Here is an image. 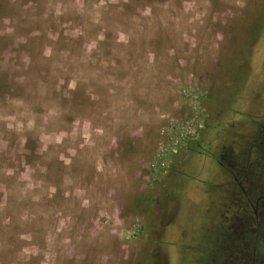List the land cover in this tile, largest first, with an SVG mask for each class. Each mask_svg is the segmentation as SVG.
Masks as SVG:
<instances>
[{
    "label": "rangeland",
    "instance_id": "obj_1",
    "mask_svg": "<svg viewBox=\"0 0 264 264\" xmlns=\"http://www.w3.org/2000/svg\"><path fill=\"white\" fill-rule=\"evenodd\" d=\"M259 134L264 0H0V264H264Z\"/></svg>",
    "mask_w": 264,
    "mask_h": 264
},
{
    "label": "flooded vegetation",
    "instance_id": "obj_2",
    "mask_svg": "<svg viewBox=\"0 0 264 264\" xmlns=\"http://www.w3.org/2000/svg\"><path fill=\"white\" fill-rule=\"evenodd\" d=\"M208 121V120H207ZM203 132L208 129V124L206 122V124L204 125L203 128ZM263 128H261L262 130ZM203 133L199 134L201 135V137H203L204 135H202ZM262 134V133H261ZM259 134V139L258 142L252 145L251 149H256L258 151L261 156L264 157V141L262 139V135ZM220 155L217 159V163L220 164L221 166H223V164H227V167H225L228 172L230 173L231 179L233 182V186H232V192H234V190L239 189L241 191V194L244 195L245 200L247 201L248 205L251 206V208L253 209V213L252 216L250 215L248 219H245L242 221V223L246 222L247 225L249 226H253L254 228L250 229L251 231H254V237L253 240L249 239V237H246L244 235H239V233L236 230V226L234 224L230 225V227L228 228L229 230L224 231L223 234H225L224 239H218L220 241H223L222 243H227V244H232L235 245L236 243L238 244V242L240 243V241H246V239H248L249 241H252L255 244H257V240H256V228H257V220L259 221V212L258 210V205L260 203H264V197L263 196H257V194L260 192H262V187L264 185V158L262 159L263 161H260V157L259 159L256 160V163L254 164H250L247 163V165L242 168L240 170L239 168V164L237 162H235L234 160H230L228 157V152H227V147L226 146H220V151H219ZM239 175H242L241 179L242 181H246L248 180V182H250L251 184V188H249L247 190V188L242 184V182H240V178L239 176H236V172ZM259 176V177H258ZM260 215H264V210L260 213ZM264 219V217H263ZM264 227V226H263ZM247 228H249L248 226L246 227V225L244 226V230H246ZM251 235V234H250ZM264 246V245H263ZM247 258H249L250 260L254 261L257 260L256 257H254V255H248ZM264 258V256H263Z\"/></svg>",
    "mask_w": 264,
    "mask_h": 264
},
{
    "label": "trees",
    "instance_id": "obj_3",
    "mask_svg": "<svg viewBox=\"0 0 264 264\" xmlns=\"http://www.w3.org/2000/svg\"><path fill=\"white\" fill-rule=\"evenodd\" d=\"M262 216L264 217V215H262ZM263 226H264V222L262 224V223H260V220L259 221L257 220V228H256L257 230H256L255 237H256V240H257L256 242H257L258 245H264V236H262V237L258 236L259 232H261L263 230V228H264Z\"/></svg>",
    "mask_w": 264,
    "mask_h": 264
}]
</instances>
